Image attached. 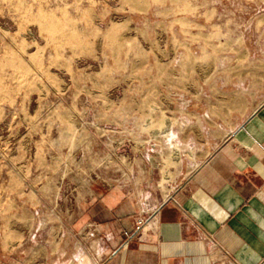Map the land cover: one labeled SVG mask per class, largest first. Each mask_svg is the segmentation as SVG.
<instances>
[{
	"label": "rangeland",
	"instance_id": "374dc122",
	"mask_svg": "<svg viewBox=\"0 0 264 264\" xmlns=\"http://www.w3.org/2000/svg\"><path fill=\"white\" fill-rule=\"evenodd\" d=\"M263 101L264 0H0V264H101L91 191L153 215Z\"/></svg>",
	"mask_w": 264,
	"mask_h": 264
},
{
	"label": "crops",
	"instance_id": "0c3cea01",
	"mask_svg": "<svg viewBox=\"0 0 264 264\" xmlns=\"http://www.w3.org/2000/svg\"><path fill=\"white\" fill-rule=\"evenodd\" d=\"M78 220L101 264H264V101L153 215L112 187L91 191Z\"/></svg>",
	"mask_w": 264,
	"mask_h": 264
},
{
	"label": "built area",
	"instance_id": "2783aa9c",
	"mask_svg": "<svg viewBox=\"0 0 264 264\" xmlns=\"http://www.w3.org/2000/svg\"><path fill=\"white\" fill-rule=\"evenodd\" d=\"M142 222H139L138 224L141 225Z\"/></svg>",
	"mask_w": 264,
	"mask_h": 264
}]
</instances>
